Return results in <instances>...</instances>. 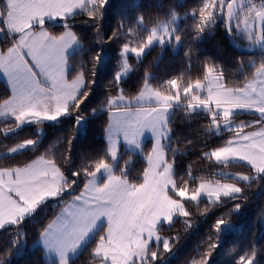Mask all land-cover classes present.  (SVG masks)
I'll return each instance as SVG.
<instances>
[{
	"label": "trees",
	"instance_id": "obj_1",
	"mask_svg": "<svg viewBox=\"0 0 264 264\" xmlns=\"http://www.w3.org/2000/svg\"><path fill=\"white\" fill-rule=\"evenodd\" d=\"M203 3L204 0H107L98 20L90 18L84 9L68 19L67 26L80 46L68 57L67 77L75 79L78 74H83V102L77 110H72L70 106L71 117L56 123H45V134L41 138L34 125L6 135L4 130L17 126V123L0 121V153L20 141L36 140L35 145L21 152L0 154V169L25 166L44 156L56 161L65 176V183L70 187L59 196L43 202L19 223L0 228V264H57L44 257L38 241L41 231L83 188L87 180L83 169L93 161L103 157L114 165L116 174L131 183H141L151 140L142 152L122 150L116 161L112 159L106 138L109 123L106 101L109 97L119 94L121 89L127 96H136L144 87L145 79L152 87L162 91L167 89L166 81L169 79L181 78L187 85L190 81L203 79L208 65L222 74L227 86H241L254 75L257 66L264 63V49L245 52L240 48L250 45L253 40L237 33L234 26L230 29L226 27V8L223 13L217 10L204 31L198 32L195 25L199 17L193 12ZM5 4V0H0V9ZM173 13L183 15L177 29V34L181 36L180 47L174 50L171 44L155 45L140 59L130 56L132 69L117 82L115 76L121 67L123 45L137 46L146 39L150 27ZM140 17H143V24L138 23ZM65 26L45 24L54 36L63 33L68 28ZM0 43L1 49L5 50L12 41L0 39ZM96 57H99L98 61ZM10 94V87L0 80V106ZM187 100V96H181V103L174 107L168 121L170 142L166 153L173 164L177 182L187 181L191 191L201 181L227 179L218 173L220 170L254 175L248 164L221 163L207 156L211 150L224 146L233 136L234 129L217 134L210 113L188 110ZM235 118L245 121L244 126H249L244 130L261 125L256 124L257 121L264 123V119L259 120L257 114L250 112L237 113ZM77 171L80 175L74 176ZM242 184L243 192L236 197L223 198L214 203L206 199L184 201L190 215L175 217L171 223H164L159 228L163 239L169 240L171 250L165 251L163 244L157 246L154 243L149 252L155 251L157 258L152 260L149 253L148 264H193V261H199L206 255L211 243L217 246L207 257L208 264H238L241 255L253 253L254 264H264V226L259 224L264 211V174H258ZM236 204H240L238 210L235 209ZM219 218H226L228 223L222 225L217 233L214 225ZM103 233L104 228H101L69 264H96L100 257L95 254L94 248Z\"/></svg>",
	"mask_w": 264,
	"mask_h": 264
},
{
	"label": "snow or ice",
	"instance_id": "obj_2",
	"mask_svg": "<svg viewBox=\"0 0 264 264\" xmlns=\"http://www.w3.org/2000/svg\"><path fill=\"white\" fill-rule=\"evenodd\" d=\"M106 3L107 0H6L5 6L0 9L3 25L0 32L7 30L17 34V38L11 47L0 52V71L12 83L11 99L6 100L0 109L12 113L18 122L56 120L68 113L70 106L72 110L79 109L83 102L81 89L84 87V76L78 74L70 81L66 76L64 56L65 49L75 42V35L71 31L56 36L46 31L33 34L30 30L37 25L44 29L45 17L63 18L75 9H84L90 18L98 20ZM235 4L236 0H204L203 5L193 12L199 17L195 25L198 32L204 31L217 10L226 8L231 19ZM245 17L243 31L248 39L264 42V7L257 10L252 5L245 12ZM249 18L253 22L260 21L259 34L254 27H249ZM240 22L238 19L237 27ZM138 23H144L143 17L138 19ZM166 35H172V32L167 24H160L151 27L146 39L137 46L125 43L121 53L122 71L116 73L115 80L119 82L121 76L130 70L129 52L139 57L155 41L163 43ZM34 36L37 37L35 43L32 42ZM39 37L50 38L51 46L38 47ZM174 39L179 42L181 36L175 35ZM96 59L98 61L99 57ZM166 85L167 89L162 91L152 87L145 79L138 96L127 97L121 89L118 95L107 99L109 154L113 158L116 156V138L119 135L122 134L126 141L134 142L145 129H149L156 140L146 154L148 172L138 190L137 185L117 177L103 157L83 169L87 177L83 188L41 231L45 243L59 255L60 264H68L66 253L78 247L102 217L106 218L107 226L94 248L101 264H148L149 244L154 237L159 239L156 232L158 223L162 220L170 222L175 214L183 217L190 215L184 201H198L206 195L214 203L223 197H236L242 192V188L233 182H216L214 185L202 182L191 191L187 181L178 183L172 175V162L166 158L161 137L166 136L168 131L166 113L173 103L180 101L182 94L188 97V110L200 107L209 110L212 126L227 124L234 109H251L264 115V64L256 68V77L243 88L228 87L222 74L211 65L207 66L203 79L185 85L181 78H174L167 80ZM246 127L249 126L236 127L233 138L207 153V156L216 161H246L255 173L264 174V127L259 131L245 132ZM26 143L31 144L32 141ZM102 171L108 174L107 183L101 186L96 178ZM73 175L79 176L80 172ZM242 178L248 179L247 176ZM68 187L70 185L65 183V176L56 161L44 156H39L23 168L0 169V227L19 223L41 202L59 196ZM239 208L240 204H236L235 209ZM226 223V218L217 219L214 225L216 232L219 233ZM216 246L215 243L209 244L206 255L199 261H193V264H208L207 257L211 256ZM163 249L171 250L168 239H164ZM150 255L152 260L157 258L155 251ZM238 264H254V253L241 255Z\"/></svg>",
	"mask_w": 264,
	"mask_h": 264
},
{
	"label": "rangeland",
	"instance_id": "obj_3",
	"mask_svg": "<svg viewBox=\"0 0 264 264\" xmlns=\"http://www.w3.org/2000/svg\"><path fill=\"white\" fill-rule=\"evenodd\" d=\"M5 2H6V0H5ZM243 2H245L246 3V5H244L241 9V11H240V13L235 17V19H234V23H233V26H234V29H235V31L237 32V33H240V34H242L243 36H245V37H247L248 38V36H247V34L243 31V28H244V24L242 23V21L246 18L245 17V12L247 11V9L249 8V7H251L252 5H255L256 6V9L257 10H259V9H261V7L264 5V4H262V2L264 3V0H242V4H243ZM222 13H223V11H222ZM253 15H254V13H253ZM72 16H74V15H72ZM72 16H70V17H72ZM70 17H67V18H60V19H55V20H52V21H49V22H46L45 24H48V23H51L52 25H56V24H58V25H66L65 27H68L67 25H68V19L70 18ZM183 18V15H181V14H179V13H173V14H171L169 17H167V18H164V19H162L160 22H158L156 25H154V26H157V25H160V24H167L168 25V27H169V31L170 32H172V35H166V36H164V39H163V43H161L159 40H157V41H155L148 49H146L145 50V52L141 55V56H139V57H137L136 56V54L135 53H131V52H129L128 54H127V58H128V64L130 65V70H128L127 71V73L126 74H124V75H122L121 76V78H124V77H126L129 73H130V71H131V69H132V65H131V62H130V56H134L136 59H140V58H142L143 56H144V54L150 49V48H152L153 46H155V45H161V46H166L167 44H171V46L174 48V50H177L179 47H180V44H181V40L179 41V42H177L175 39H174V36L175 35H178L177 34V29H178V27H179V25H180V22H181V19ZM238 19H239V21H241L240 23H239V27H237V24H238ZM248 23H249V27H254V29H255V31H256V21L255 22H253V20L251 19V18H249L248 19ZM44 24V25H45ZM154 26H152V27H154ZM0 27H3V25H2V21H0ZM69 28V27H68ZM151 28V27H150ZM67 29V28H66ZM162 34V33H161ZM0 39H4V40H9V42H10V39L7 37V32H6V30L4 31V32H0ZM1 45H2V43H0V48H1ZM8 48V47H7ZM7 48L5 49V50H2V51H6L7 50ZM123 50V49H122ZM122 50H121V53H122ZM264 56V55H263ZM122 60H123V57H122V54H121V67H120V69L118 70V72H120V71H122ZM262 64H264V63H262ZM261 65V64H260ZM257 67H259V65L257 66ZM219 73V72H218ZM254 77H256V69H255V71H254V75L251 77V78H249L244 84H242L241 86H235V87H239V88H243V87H245L249 82H251L252 80H253V78ZM0 78H3L4 80H6V81H4L5 83H7V85L10 87V89L12 90V83H11V81H10V79L2 72V71H0ZM46 82V81H45ZM84 85H85V83H84ZM228 87H230V86H228ZM143 89V88H142ZM140 93V92H139ZM139 93L136 95V96H138L139 95ZM118 95V94H117ZM183 95V94H182ZM181 95V96H182ZM202 95H203V93H202ZM116 96V95H115ZM127 96V95H126ZM127 97H130V96H127ZM133 97H135V96H133ZM131 98V97H130ZM177 103H181V99H180V101H178ZM178 106V105H177ZM195 110H205V111H207V112H209V110H207V109H204L203 107H200V108H197V109H195ZM71 111V110H70ZM68 112V116L67 115H65L64 117H61V118H59L57 121H53V122H39V123H31V124H28V125H17V126H15V127H13V128H9V129H5L4 130V134H6V135H9V134H13V133H15L16 131H18V130H20V129H22V128H24V127H26V126H29V125H34V127H35V131L38 133V135H39V137L41 138L44 134H45V127H46V125H45V123H56V122H59L61 119H65V118H69V116L71 117V115H72V113L71 112ZM243 112H250V113H255V114H257L258 116H259V120H261V119H264V115H262V114H260V113H258V112H256L255 110H251V109H234L233 110V112H232V116H231V118H230V120H229V122L227 123V124H224V123H221L218 127H216V126H213V129L216 131V133L217 134H219L220 132H222V131H226V130H232V129H235L236 127H238V126H244L245 125V121H238L236 118H235V115L237 114V113H243ZM210 113V112H209ZM211 115V114H210ZM212 117V116H211ZM12 121H14L15 122V120H12ZM254 122V121H253ZM261 127H264V124H261V125H258V126H256V130H252V131H259L260 129H261ZM169 129V128H168ZM251 131V132H252ZM106 137H107V139H108V141H109V143H108V145H109V147H110V137H109V133L106 131ZM152 137H154V138H152ZM169 137H170V134H169ZM39 138V139H40ZM148 138H149V140H151L150 141V143H151V149L153 148V146H154V144H155V140H156V137L154 136V134H153V132L151 131V130H149V129H145L144 130V132L142 133V135L141 136H139L138 138H136L135 139V141H134V143H133V145L131 146V147H129V145H128V143H127V141L124 139V137H123V135L121 134V135H119L117 138H116V140H117V154H116V156L114 157V159L116 160V158L117 157H119V155H118V150L121 148V147H124V148H131V150H134V151H136V152H142V150L144 149V147H145V145H146V143L149 141L148 140ZM151 138V139H150ZM164 136H162L161 137V142H162V146H163V148H164V150H165V153H166V148H167V146L169 145V142H170V138H169V140H167L166 138H165V141H164ZM233 138V136L231 137V138H229V140L230 139H232ZM38 139V140H39ZM147 140V141H146ZM27 141H32L34 144L33 145H35V143H36V140H32V139H26V140H23V141H20V142H18V143H16V144H14V145H12V147H10V148H8V149H6V150H4V151H2L0 154H15V153H18V152H21V151H23V150H25V149H27V148H25V149H23V150H21L20 148H22V147H24V145L26 144V142ZM32 145V146H33ZM32 146H30V147H32ZM30 147H28V148H30ZM151 149H150V151H151ZM212 151V150H211ZM210 151V152H211ZM166 158H167V153H166ZM37 159V158H36ZM36 159H34V160H36ZM46 159V158H45ZM33 160V161H34ZM233 161V162H237V161H240L241 162V160H237V159H229V160H227V161H219V162H226V163H230V161ZM33 161H31V162H33ZM170 161V160H169ZM30 162V163H31ZM171 162V161H170ZM239 162V163H240ZM30 163H28V164H30ZM27 164V165H28ZM248 164V163H247ZM26 166V165H25ZM24 165H21V166H14V167H11V168H23V167H25ZM113 172V171H112ZM147 172H148V166H146V170H145V173H144V175H143V178L145 177V175L147 174ZM255 172V171H254ZM113 173H115V172H113ZM218 173L221 175V176H223V177H227V179H218V180H205V181H201L200 183H202V182H206V183H208L209 185H214L216 182H220V183H224V182H233V183H236L238 186H240L241 188H242V192H243V189H244V186H243V184H242V182H249L254 176H257L258 174L257 173H254V175H251V174H248V173H244V172H238V171H235V170H229V169H225V170H220V171H218ZM107 172L106 171H102L101 173H99L98 174V176H97V178H96V182H97V184L98 185H104L105 183H107ZM115 175L117 176V177H122V176H120V175H118V174H116L115 173ZM172 175L174 176V167H173V164H172ZM243 176H247L248 177V179L247 180H244L242 177ZM101 178H104V180L102 181L101 180ZM124 178V177H123ZM128 183H130V184H134V183H131L128 179H126V178H124ZM199 183V184H200ZM199 184H198V186H199ZM134 185H137V189L139 190V188L141 187V183L140 184H134ZM241 192V193H242ZM240 193V194H241ZM239 195V194H238ZM175 198H178L179 199V197H175ZM223 198H227V197H223ZM222 198V199H223ZM50 199H52V198H48V199H46L45 201H48V200H50ZM201 199H206V200H209V201H212V199H209L206 195H204V196H201V198L199 199V200H201ZM214 199V198H213ZM198 200V201H199ZM45 201H43V202H45ZM43 202H41L40 204H39V206L43 203ZM194 202H197V201H194ZM38 206V207H39ZM38 207L34 210V211H31V212H29L28 214H26L24 217H27V216H29V215H31L32 213H34L37 209H38ZM61 211V210H60ZM60 211H59V213H60ZM175 217H178V218H184L183 216H180L179 214H175L174 216H173V218H172V220H174V218ZM172 220L170 221V222H166V221H160L159 223H158V225L156 226V232H157V235L159 236V239H156L155 237L152 239V241L150 242V244H149V247H151V246H153V244L154 243H156V245L157 246H159V245H161V244H163V241H164V239H163V236H162V234L159 232V228L164 224V223H171L172 222ZM11 224H13V223H11ZM259 224L260 225H262V226H264V211H263V213H262V215L260 216V219H259ZM5 226V225H4ZM106 226H107V220H106V218H100V220H98L97 221V223H96V225L94 226V228L91 230V232H90V234L87 236V237H89L90 238V236H94L101 228H104V231H105V229H106ZM1 228V227H0ZM43 238V237H42ZM43 241H44V244H45V248H46V251L49 253V254H51L50 256H48V255H46L45 253V256H46V258H58V260L60 261V257H59V255L57 254V252L53 249V248H51V247H49L46 243H45V240H44V238H43ZM89 242V241H88ZM149 253H151V252H149ZM44 256V257H45ZM66 260H68L67 259V255H66ZM48 261H50V260H48ZM59 261H57V260H52V261H50V262H56L57 264H59ZM96 264H101V261H98V262H96Z\"/></svg>",
	"mask_w": 264,
	"mask_h": 264
},
{
	"label": "crops",
	"instance_id": "obj_4",
	"mask_svg": "<svg viewBox=\"0 0 264 264\" xmlns=\"http://www.w3.org/2000/svg\"><path fill=\"white\" fill-rule=\"evenodd\" d=\"M80 9H75L71 14H68V15H66L65 17H63V18H67V17H70V16H72L74 13H76L77 11H79ZM61 17H55V18H51V17H45V21H44V24L46 23V22H49V21H52V20H55V19H60ZM44 27V29H42V28H40L38 25H37V27H35L34 29H31L30 30V32L31 33H33V34H39V33H42V32H47V33H49L50 34V32H48V30L46 29V27H45V25L43 26ZM66 31H71L72 32V30L70 29V28H67L64 32H66ZM6 32H7V36H10L11 37V41H12V43L10 44V46L9 47H11L12 46V44L15 42V40H16V38H17V34H13V33H9L7 30H6ZM73 33V32H72ZM74 34V33H73ZM52 35V34H51ZM75 35V34H74ZM52 36H54V35H52ZM76 37V36H75ZM36 36H34V38H33V43H35V40H36ZM39 40H40V43H39V45H38V47H40V48H48V47H50L51 46V44H52V41H51V39L50 38H48V37H39ZM79 41H78V39H77V37H76V40H75V42L69 47V48H66L65 49V51H64V56H65V61H66V63H65V71H66V76H67V72H68V57H69V55L71 54V53H73L75 50H77L78 48H79ZM8 47V48H9ZM7 48V49H8ZM0 52H2V50H1V48H0ZM68 78V77H67ZM0 80H4L3 78H0ZM70 81L72 80V79H69ZM4 81H6V80H4ZM7 82V81H6ZM84 83H85V81H84ZM45 86H47V81L45 82ZM83 89V88H82ZM82 89H81V91H82ZM11 90V89H10ZM11 96H12V90H11V94H10V97L8 98V99H6V100H9V99H11ZM5 100V101H6ZM4 101V102H5ZM4 102L1 104V106L4 104ZM180 103H177V102H175V103H173V105H172V107L168 110V112L166 113V118H167V127L169 128V126H168V121H169V118H170V116H171V113H172V111H173V109H174V107L175 106H177V105H179ZM65 115H69L68 113H66V114H63V115H61L59 118H61V117H64ZM59 118H57L56 120H40V121H23V122H18V121H16V119H15V116L12 114V113H10V112H8L7 110H4V109H0V121H5V120H15V122L17 123V125H28V124H31V123H39V122H53V121H57ZM256 128V127H255ZM255 128H252V129H248V130H245V132H251L252 130H256ZM232 137V136H231ZM107 138V137H106ZM152 138H154V137H152ZM165 138L167 139V140H169V129H168V131H167V134H166V136H164V141H165ZM151 139V138H150ZM108 140V139H107ZM148 140H149V138H148ZM147 141V140H146ZM108 143H109V141H108ZM127 143H128V145H129V147H131L132 145H133V143L134 142H132V141H127ZM34 143L32 142L31 144H25L24 145V147H22V148H20L21 150H23V149H25V148H28V147H30V146H32ZM108 148H109V145H108ZM122 150H129V151H133V152H136V151H134V150H131V148H124V147H121L119 150H118V155H120V153H121V151ZM112 157V156H111ZM112 159L114 160V161H116L117 159H118V157L116 158V160L112 157ZM230 162H233L232 160L230 161ZM237 162H240V161H237ZM32 163V162H31ZM30 163V164H31ZM221 163H226V162H221ZM240 163H245V164H247V162L246 161H242L241 160V162ZM110 165H111V171H113L114 172V165L112 164V163H110ZM249 165V164H248ZM101 180L103 181L104 180V178H101ZM8 224H11V223H8ZM5 225H7V224H5ZM93 237V235L92 236H90V238L89 237H87L78 247H76V248H73V249H71V250H69L67 253H66V255H67V262H68V264H69V261L72 259V258H74V257H76L82 250H83V248H84V246L88 243V241L91 239ZM39 244L42 246V248H43V252L46 254V255H48V256H50L51 254H49L47 251H46V248H45V244H44V241H43V238H42V236H40V238H39ZM45 254H44V256H45ZM45 258H46V256H45ZM46 260H50V261H52V260H57V261H59L58 260V258H46ZM100 261V260H99ZM59 264H60V261H59Z\"/></svg>",
	"mask_w": 264,
	"mask_h": 264
},
{
	"label": "water",
	"instance_id": "obj_5",
	"mask_svg": "<svg viewBox=\"0 0 264 264\" xmlns=\"http://www.w3.org/2000/svg\"><path fill=\"white\" fill-rule=\"evenodd\" d=\"M244 5H246L245 2H243V4H242V2H237L236 1V4L234 5V8H233L234 15H233V17L231 19L228 18L227 9H226L225 21H226V27L227 28L230 29L232 27L233 21H234V18L236 16V14L238 13V11ZM260 29H261V23H260L259 20H256V33L257 34L260 33ZM240 48H242V50H244L245 52H255V51H259V50H263L264 49V42H255V41H253V43H251L250 45H248V46H240Z\"/></svg>",
	"mask_w": 264,
	"mask_h": 264
},
{
	"label": "flooded vegetation",
	"instance_id": "obj_6",
	"mask_svg": "<svg viewBox=\"0 0 264 264\" xmlns=\"http://www.w3.org/2000/svg\"><path fill=\"white\" fill-rule=\"evenodd\" d=\"M237 2H239L238 0H237ZM238 14V13H237Z\"/></svg>",
	"mask_w": 264,
	"mask_h": 264
}]
</instances>
